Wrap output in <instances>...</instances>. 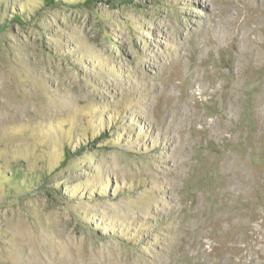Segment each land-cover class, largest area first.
<instances>
[{"label": "rangeland", "instance_id": "374dc122", "mask_svg": "<svg viewBox=\"0 0 264 264\" xmlns=\"http://www.w3.org/2000/svg\"><path fill=\"white\" fill-rule=\"evenodd\" d=\"M0 264H264V0H0Z\"/></svg>", "mask_w": 264, "mask_h": 264}, {"label": "trees", "instance_id": "16d2710c", "mask_svg": "<svg viewBox=\"0 0 264 264\" xmlns=\"http://www.w3.org/2000/svg\"><path fill=\"white\" fill-rule=\"evenodd\" d=\"M86 1V4H92L94 3L95 0H85Z\"/></svg>", "mask_w": 264, "mask_h": 264}]
</instances>
